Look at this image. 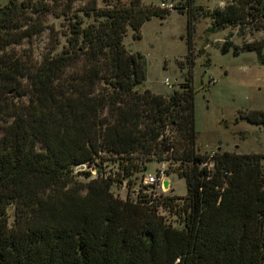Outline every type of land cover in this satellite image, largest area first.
<instances>
[{
    "label": "trees",
    "instance_id": "trees-1",
    "mask_svg": "<svg viewBox=\"0 0 264 264\" xmlns=\"http://www.w3.org/2000/svg\"><path fill=\"white\" fill-rule=\"evenodd\" d=\"M74 1L0 5V264H264V153L217 147L213 167H202L192 85L140 90L143 58L122 45L127 27L139 38L145 20L169 9ZM190 4L173 6L186 13L189 66ZM263 12L264 0H230L211 12L210 26ZM46 28L55 33L40 57L15 49ZM219 49L264 61L261 40ZM239 117L264 129V109ZM150 159L184 179V196L142 183Z\"/></svg>",
    "mask_w": 264,
    "mask_h": 264
},
{
    "label": "rangeland",
    "instance_id": "rangeland-1",
    "mask_svg": "<svg viewBox=\"0 0 264 264\" xmlns=\"http://www.w3.org/2000/svg\"><path fill=\"white\" fill-rule=\"evenodd\" d=\"M7 1L0 0V5ZM86 1L75 0L73 5H83ZM161 1L175 7L186 5V0H142V3L159 5ZM229 1L191 0L190 5L197 7L193 20L191 66L185 60L186 13L180 9H171L163 17L151 16L145 20L139 28V38H133L131 28L127 27L122 45L127 52L139 54L143 58L144 79L139 85L140 90L146 88L152 93L165 95L179 88L182 83L189 82L192 85L195 145L199 153L217 147L238 153H264L263 127L239 117L241 110L264 109V61H260L254 51L233 55L231 51L221 53L219 49L224 41L237 45L252 40L264 42V12L263 18L255 22L214 31L210 26L211 12ZM128 2L96 0L97 5H127ZM58 20L49 15L45 21L53 23L58 30L61 27ZM54 31L46 28L15 49L31 50L33 56L40 57L51 44ZM165 78L171 83V88L164 84ZM261 162L264 166V158ZM146 166L145 175L155 173L160 164L150 159L146 161ZM76 178L86 180L78 173ZM165 178L169 182V187L162 190L165 194H186L184 179L174 171L165 174ZM116 188L113 186V192L124 196V186ZM8 212L12 213V207H9ZM173 222L177 225L176 221Z\"/></svg>",
    "mask_w": 264,
    "mask_h": 264
},
{
    "label": "built area",
    "instance_id": "built-area-1",
    "mask_svg": "<svg viewBox=\"0 0 264 264\" xmlns=\"http://www.w3.org/2000/svg\"><path fill=\"white\" fill-rule=\"evenodd\" d=\"M159 6L161 8H164V9H169V10L173 9V5L171 3L160 2ZM164 84L169 88L172 87L171 83H169L167 78L164 79ZM214 152H215L214 149L204 152L205 158L200 163V165L202 167H205L208 170H210L213 167ZM158 163L160 164V167L156 170L155 173L144 175V177L142 179V183L147 185V186H155L162 191V190H164V188L162 187V181L164 179H166L164 170L166 169L165 166L167 165V162L164 160H161ZM76 168L77 169H85V165L80 164V165L76 166ZM92 172L94 173L93 170H92ZM168 187H169V182H168Z\"/></svg>",
    "mask_w": 264,
    "mask_h": 264
},
{
    "label": "water",
    "instance_id": "water-1",
    "mask_svg": "<svg viewBox=\"0 0 264 264\" xmlns=\"http://www.w3.org/2000/svg\"><path fill=\"white\" fill-rule=\"evenodd\" d=\"M162 187H163V188H168V181H167L166 179H164V180L162 181Z\"/></svg>",
    "mask_w": 264,
    "mask_h": 264
}]
</instances>
